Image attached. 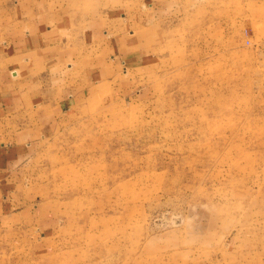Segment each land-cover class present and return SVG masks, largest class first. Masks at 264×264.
<instances>
[{
	"label": "rangeland",
	"instance_id": "rangeland-1",
	"mask_svg": "<svg viewBox=\"0 0 264 264\" xmlns=\"http://www.w3.org/2000/svg\"><path fill=\"white\" fill-rule=\"evenodd\" d=\"M78 1L98 84L37 133L0 97V264H264V0Z\"/></svg>",
	"mask_w": 264,
	"mask_h": 264
},
{
	"label": "crops",
	"instance_id": "crops-1",
	"mask_svg": "<svg viewBox=\"0 0 264 264\" xmlns=\"http://www.w3.org/2000/svg\"><path fill=\"white\" fill-rule=\"evenodd\" d=\"M69 1L0 0V97L15 117L29 118L28 125L17 124L19 132L37 133L36 118L44 116L57 125L65 105H77L84 87L98 84L103 73L94 70L109 63L110 45L102 41L114 31H99L109 11L92 9L85 18Z\"/></svg>",
	"mask_w": 264,
	"mask_h": 264
}]
</instances>
